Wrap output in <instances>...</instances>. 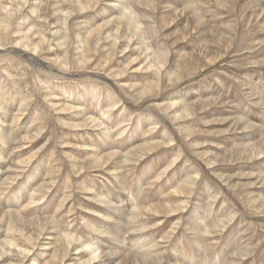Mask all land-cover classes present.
Here are the masks:
<instances>
[{
	"label": "rangeland",
	"instance_id": "374dc122",
	"mask_svg": "<svg viewBox=\"0 0 264 264\" xmlns=\"http://www.w3.org/2000/svg\"><path fill=\"white\" fill-rule=\"evenodd\" d=\"M0 264H264V0H0Z\"/></svg>",
	"mask_w": 264,
	"mask_h": 264
}]
</instances>
